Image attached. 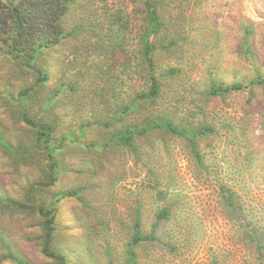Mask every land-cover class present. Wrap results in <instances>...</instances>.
<instances>
[{
    "label": "rangeland",
    "instance_id": "obj_1",
    "mask_svg": "<svg viewBox=\"0 0 264 264\" xmlns=\"http://www.w3.org/2000/svg\"><path fill=\"white\" fill-rule=\"evenodd\" d=\"M156 10L167 25L153 51L160 90L120 126L140 127L153 116L211 126L196 138L198 157L186 138L163 129L133 137L131 147L111 139L115 109L148 88L146 8L143 0H74L61 21L72 36L36 61L47 81L36 85L33 69L0 56V135L30 148L16 162L0 147V192L24 202L28 185L45 178L46 152L33 145L36 131L14 100L33 85L28 116L44 120L55 144L67 137L58 145L59 178L44 197L62 196L53 240L68 264H123L132 219L141 216L150 233L163 209L156 230L163 244L137 246V264H264L240 225L264 229V81H255L264 78V0H159ZM242 25L254 28L251 53L242 47ZM171 39L174 46L163 49ZM232 83L242 87L209 93ZM63 85L44 108L42 99ZM35 211L0 205V233L31 264H54L42 252ZM3 253L0 245V264H16Z\"/></svg>",
    "mask_w": 264,
    "mask_h": 264
},
{
    "label": "trees",
    "instance_id": "obj_2",
    "mask_svg": "<svg viewBox=\"0 0 264 264\" xmlns=\"http://www.w3.org/2000/svg\"><path fill=\"white\" fill-rule=\"evenodd\" d=\"M74 0H0V56H7L16 60L22 67L26 69H33L36 74L35 84L38 85L48 80V72L42 66L37 67L36 61L40 54L47 48L58 45L63 38L72 36L73 31H66L62 25V18L68 11L69 5ZM143 5L146 8V19L143 24L142 32V48L143 58L146 63L145 77H147L148 88L137 89L136 96L130 100L128 104L115 109V116L109 118L110 127L115 129L111 139L117 145L123 144L132 146V139L137 135H144L153 129H163L172 134L182 136L190 143L192 150L197 154L196 138L213 132V127L208 125H201L196 128L188 127L186 125H176L169 118L161 116H153L147 118L140 127L137 125L120 126L124 121L126 115L135 111L140 106L154 100L160 90V82L155 74V61L153 51L157 48L155 41L157 37L167 28L165 20L160 17L156 7L159 5V0H143ZM176 7H182V4ZM108 15H104L103 21L107 19ZM98 29H104L103 22ZM253 27L251 25H242L241 27V41L242 47L247 48V52H252L251 38L253 36ZM176 43L175 39H171L167 44H164L163 49H169ZM174 71V69H171ZM257 83L264 81L256 79ZM71 87L73 86L70 83ZM67 85L59 86L55 91H52L49 96L42 99L44 108L49 109L54 103L55 97L64 91ZM240 83L214 84L210 86L209 93L214 95H222L233 89H240ZM33 89V85H28L23 88L19 97L15 98V103L20 106L21 118L30 126L34 127L36 134L33 140V145L37 149H44L47 157V171L44 179L37 182L30 183L26 189L24 202L8 197L0 192V205L9 206L16 209H36V213L42 218L43 240L42 252L54 260V264H68L66 254L61 252L58 243L55 245L54 232L56 223L57 210L55 201L62 198L59 195L52 197H44L49 194V188L53 186L60 173L61 165L58 163V145L63 144L67 137H62L55 144L52 139V129L43 122V119L35 120L28 116L26 108V98ZM129 115V114H128ZM96 122V121H94ZM105 139L100 143H96L98 147L104 145ZM0 147L7 152L14 161H23L30 155V148L22 143L17 142L15 145L8 142L3 135H0ZM228 204H233L228 196H225ZM165 209L161 210L158 220L164 218ZM158 220L152 225L150 233H144L142 230L141 216L137 215L132 219L131 235L129 237L126 249L125 260L123 264H137L136 247L145 242H157L163 244L161 237L157 234ZM240 225L245 229L244 238L250 242H254L255 248L259 255L264 258V229L261 227H249L245 220L240 222ZM0 245L4 249L2 257L10 259L16 264H31L24 256L16 249L8 244L5 236L0 233ZM57 247L56 250L53 247ZM108 264H113L110 260ZM213 264H217L213 262Z\"/></svg>",
    "mask_w": 264,
    "mask_h": 264
}]
</instances>
